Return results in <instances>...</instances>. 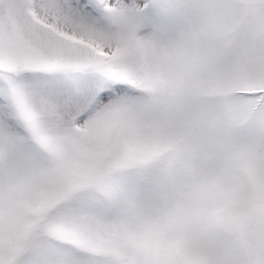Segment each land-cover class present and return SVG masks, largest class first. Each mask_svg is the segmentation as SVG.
Here are the masks:
<instances>
[{
	"label": "snow or ice",
	"instance_id": "snow-or-ice-1",
	"mask_svg": "<svg viewBox=\"0 0 264 264\" xmlns=\"http://www.w3.org/2000/svg\"><path fill=\"white\" fill-rule=\"evenodd\" d=\"M0 264H264V0H0Z\"/></svg>",
	"mask_w": 264,
	"mask_h": 264
}]
</instances>
